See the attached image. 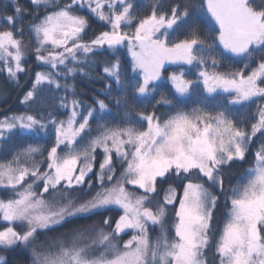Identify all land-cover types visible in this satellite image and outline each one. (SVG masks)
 <instances>
[{
	"label": "snow or ice",
	"instance_id": "6c2138e0",
	"mask_svg": "<svg viewBox=\"0 0 264 264\" xmlns=\"http://www.w3.org/2000/svg\"><path fill=\"white\" fill-rule=\"evenodd\" d=\"M30 4L0 12V73L20 86L29 47L40 66L23 110L0 118V252L26 254L20 264H264V0ZM92 20L103 30L85 40ZM224 54L238 66L223 70ZM97 66L104 87L85 104L70 81ZM165 72L172 90L157 98ZM39 133L46 148L28 142Z\"/></svg>",
	"mask_w": 264,
	"mask_h": 264
},
{
	"label": "trees",
	"instance_id": "16d2710c",
	"mask_svg": "<svg viewBox=\"0 0 264 264\" xmlns=\"http://www.w3.org/2000/svg\"><path fill=\"white\" fill-rule=\"evenodd\" d=\"M7 2V0H0V12L5 11L4 4ZM18 2L24 6L25 8L29 9V12L31 11V4L30 0H18ZM137 2H141V0H137ZM194 3L198 2V0H193ZM6 11L8 13L12 12L11 4L9 3V6L7 7ZM27 24L28 20L25 19L24 26H25V32H24V41L25 43L28 42L29 35L27 32ZM103 30V25L100 22H97L95 20L91 21L90 28L88 29L85 40L91 39L95 34H97L99 31ZM203 31V28H201ZM219 52H222L219 51ZM28 54V68L29 72L21 74V80H20V86H16L14 83L7 80V77L5 74L0 73V118H2L6 113H11L13 111H22L24 106L19 103V100L22 98V95L24 91H26L30 87L31 79L33 78V74L35 71L40 70V66L37 64V62L32 57V51L29 47L27 49ZM225 55H218V59L221 62V67L223 70H233L236 65L232 60L225 59ZM112 56L109 53H105L103 56L98 57V60L104 61V60H111ZM121 60V66L122 71L125 77L134 75L131 72V65H130V57L126 55V53H123L120 55ZM175 67V66H172ZM186 69V76L188 78H195V69H188V66H184ZM169 73H164V80L161 82V87L159 88V91L157 93V98H159L160 93L169 94L171 92V84L167 81V75ZM103 75L102 73V66H97L92 71L91 78L77 75L73 80H71V83H74L75 85V94L77 98L81 99L85 102V104H92L93 98L97 95V93L104 87L103 82L99 79ZM115 87V86H114ZM64 93L61 92L60 95H63ZM71 93H69V96L71 98ZM100 98H104L102 95ZM107 103H109L110 108L112 109L110 115L108 116V119L111 120L113 117H116L117 111L114 106V104L110 100H106ZM151 110V109H149ZM166 112V106H160V113ZM122 115V112L120 113ZM134 115V114H133ZM63 118V116L61 117ZM93 127L95 128V123H93ZM31 143L39 144L43 147H47L48 139L45 137L44 133H39L38 135H33L32 138L28 141ZM16 143V146H19L18 142ZM11 146H5L3 151H7L8 148ZM251 159V157H250ZM248 165L244 164L243 166L237 167L233 169L232 173L230 174V180L232 183H235L236 178L240 175V173L246 168ZM221 207L219 212L216 216V226L217 228L222 226L223 217L225 214V209L223 207V197H221ZM66 229H59L58 231L54 233H49V237H59L61 234L66 233ZM46 237L41 236L39 240V244H43ZM0 255H3L7 258L8 264H20L21 260H26L27 255L21 256L19 254V250L16 252L13 251H4L0 252Z\"/></svg>",
	"mask_w": 264,
	"mask_h": 264
},
{
	"label": "rangeland",
	"instance_id": "374dc122",
	"mask_svg": "<svg viewBox=\"0 0 264 264\" xmlns=\"http://www.w3.org/2000/svg\"><path fill=\"white\" fill-rule=\"evenodd\" d=\"M222 49H219V51H221ZM223 51V50H222Z\"/></svg>",
	"mask_w": 264,
	"mask_h": 264
}]
</instances>
